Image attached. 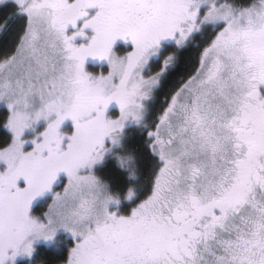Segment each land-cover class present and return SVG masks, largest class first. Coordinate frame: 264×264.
<instances>
[{
	"label": "snow or ice",
	"instance_id": "6c2138e0",
	"mask_svg": "<svg viewBox=\"0 0 264 264\" xmlns=\"http://www.w3.org/2000/svg\"><path fill=\"white\" fill-rule=\"evenodd\" d=\"M0 264H264V0H0Z\"/></svg>",
	"mask_w": 264,
	"mask_h": 264
}]
</instances>
